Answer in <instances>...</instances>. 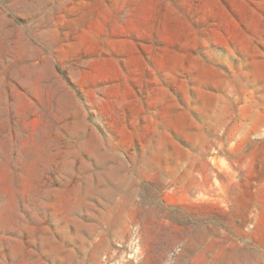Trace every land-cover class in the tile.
<instances>
[{"label": "rangeland", "instance_id": "374dc122", "mask_svg": "<svg viewBox=\"0 0 264 264\" xmlns=\"http://www.w3.org/2000/svg\"><path fill=\"white\" fill-rule=\"evenodd\" d=\"M0 264H264V0H0Z\"/></svg>", "mask_w": 264, "mask_h": 264}]
</instances>
